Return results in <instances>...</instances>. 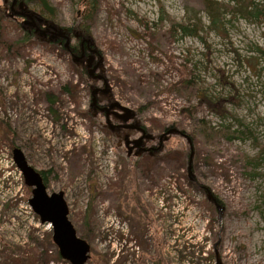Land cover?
Listing matches in <instances>:
<instances>
[{
  "label": "rangeland",
  "instance_id": "obj_1",
  "mask_svg": "<svg viewBox=\"0 0 264 264\" xmlns=\"http://www.w3.org/2000/svg\"><path fill=\"white\" fill-rule=\"evenodd\" d=\"M47 1L55 26L72 25L77 0ZM229 4L234 9L221 10L222 28L207 33L201 0H98L87 23L112 99L143 126L167 127L171 159L158 182L151 168L121 173L110 138L88 111L89 92L61 46L34 36L23 55L6 56L0 48V119L29 163L48 171L47 192L63 191L68 218L90 245L85 264H264V164L247 163L257 144L264 145V55L257 51L264 50V20ZM167 18L198 21L203 29L166 37ZM151 31H159L158 38ZM182 78L199 91L181 85ZM61 84L76 92L60 94ZM46 91L57 97L52 112ZM202 94L223 118L215 107L198 104ZM201 121L217 133L228 126L231 135L207 139L196 132ZM10 161L0 138V264L15 247L28 256L45 252L48 260L38 264H69L57 258L51 227L30 209L31 188ZM128 175L138 206L132 223L118 210V184Z\"/></svg>",
  "mask_w": 264,
  "mask_h": 264
},
{
  "label": "flooded vegetation",
  "instance_id": "obj_2",
  "mask_svg": "<svg viewBox=\"0 0 264 264\" xmlns=\"http://www.w3.org/2000/svg\"><path fill=\"white\" fill-rule=\"evenodd\" d=\"M2 2L7 8L5 12L9 14L8 16L13 19L19 18L20 22L23 24L25 16L17 14L20 10L18 7L19 1L2 0ZM33 20L35 22L34 25L32 22L31 25H23L27 32L35 34V36L43 42H50L61 46L62 49L70 55L71 63L73 62V70L76 75H79V79L82 84H85L89 92L88 111L95 122L101 125V129L110 138L111 144L114 146L117 164L122 170L121 173L125 172L124 174H126L127 172H138V170H142L144 174L149 168L154 170L156 165H158L160 169H162V166L164 167L167 165L171 159V147L168 143L171 136H168L167 127L155 128L152 126H143L137 120L135 112L121 108L119 104L112 99L105 77L101 72L97 71L100 59L96 58L98 61L95 60L94 57L98 54L92 51L93 48L91 43L87 40V35L84 36L81 35V33H74L72 30L63 27L64 33L56 35V32L54 33L50 28V21H47L46 18H42L40 21L35 18ZM27 27L30 29H27ZM78 43L79 47L76 49L75 47ZM5 144L8 145L11 156L13 148L19 147L11 138L9 142ZM20 149L27 163L31 165L23 149ZM35 169L40 172L42 178L46 179L48 171ZM164 173V176H166L167 172H165V170ZM132 177L133 176L128 175L121 179L118 184V210L121 217L125 215L128 216L126 220H129L131 223V220H134L132 217L136 209H138L134 198L135 193L134 190H132ZM151 179L155 182L153 177H151ZM143 214L144 213H141V215ZM142 221H146L145 216L142 217ZM153 239H155V237H153ZM120 260L122 262V257Z\"/></svg>",
  "mask_w": 264,
  "mask_h": 264
},
{
  "label": "trees",
  "instance_id": "obj_3",
  "mask_svg": "<svg viewBox=\"0 0 264 264\" xmlns=\"http://www.w3.org/2000/svg\"><path fill=\"white\" fill-rule=\"evenodd\" d=\"M18 6L21 3L22 7H25L27 11L33 12L34 14L41 16L40 14L46 13L47 21H50V16L53 14L52 7L48 3L47 0H18ZM30 2H35L40 7L37 12L31 10L29 7ZM203 5L207 8V14L209 23L206 26L205 32L211 31L212 29H221L223 26V18L221 14L222 9H227L229 11H232L234 8L232 5H230V2H233L235 4L241 5V10L246 14L250 15L253 18L262 19L264 20V0H227L226 2H219L217 0H201ZM78 7L80 9L79 12L77 11L74 18L72 25L65 27L68 30H72L74 33H81V35H88V22L94 17L98 10V0H77ZM249 8V9H247ZM5 12V10L0 9V48L1 53L5 54L6 56L15 57L17 55H23V52L21 50L24 49V47L27 44L31 43V40L35 36V34H30V32H27L25 28L23 27L22 22H20L19 18L13 19L12 17L8 16ZM161 17L159 20L161 21ZM168 19V18H167ZM169 25L168 28L165 29V31L162 32L163 36L166 37H174L175 34L179 33L180 36H192L198 33V31L203 29V26L200 22L194 21L192 24H189L188 22H177L173 19L167 20ZM50 23H53L50 21ZM9 28H12L14 30L13 33L15 35H9ZM27 29H30L27 27ZM151 31L152 36H155L158 38V33ZM6 37H3V36ZM37 37V36H36ZM39 39V38H37ZM40 40V39H39ZM43 42L42 40H40ZM47 43V42H43ZM78 45H76V49H78ZM257 51L264 55V50L257 48ZM73 61V60H72ZM73 63V62H72ZM73 68V65H72ZM180 84L183 85L185 88H188L189 91L196 90L199 91L198 88L191 83V79L182 78L180 80ZM194 85V86H193ZM75 90L72 91V89H69L66 84H61L59 87V93L60 94H69L72 95ZM43 99L49 104L48 109L52 112V106L56 104L57 97L55 94L52 93V91H46L42 94ZM198 104H204L208 108L215 107V111L219 114L220 117H224L223 114L219 110H217L216 104L215 106L211 103L210 98H208L206 95L202 94L200 97H198ZM192 108V107H191ZM196 108H194L193 111H195ZM189 110V109H188ZM186 109H182V112L186 113ZM199 128L196 130L198 134L204 135L207 139L210 136H215V134L223 133L222 135L226 138L231 135L228 129V126H223L222 131L216 132L213 130V128L206 125V122L201 121V124L199 123ZM10 130L7 127L6 122H4L3 119H0V138L2 139V142L8 143L10 140ZM258 152L256 157L248 158L247 163L252 166H257L258 164H264V145L257 144ZM164 169H160L158 165L154 167L153 171V178L155 179V182H158L161 177L164 176ZM45 182V178H43ZM80 237H84V235H80ZM29 244V243H28ZM27 245V243H25ZM3 252V251H1ZM10 256L5 255L2 264H38V262L42 261L43 259L45 262L48 260L47 257H45V252L40 253V255L36 256H28V254H24L23 248L15 247L14 249H10ZM37 251L35 250V253ZM40 257V258H39ZM118 257V256H117ZM57 258L60 259V256L57 254ZM62 260V259H61ZM120 262V260H117ZM101 264H109L108 259L100 260L99 263ZM41 263V262H40Z\"/></svg>",
  "mask_w": 264,
  "mask_h": 264
},
{
  "label": "water",
  "instance_id": "obj_4",
  "mask_svg": "<svg viewBox=\"0 0 264 264\" xmlns=\"http://www.w3.org/2000/svg\"><path fill=\"white\" fill-rule=\"evenodd\" d=\"M18 7L20 10L17 14L25 16L23 25H31V22L34 25V18L38 21L42 20V17L22 7L21 3ZM50 28L54 33L56 32V35L64 33L62 28L55 26L53 23H50ZM87 40L90 42L88 37ZM92 51H95V49ZM12 160L20 171L25 185L31 187V197L28 199L30 208L38 216L40 223H47L51 226V239L57 246L59 256L70 264H85L89 259L90 245L85 239L77 235L75 227L69 220L68 205L64 199L63 191L47 192V186L40 172L27 163L19 147L13 148ZM189 178H193L190 169ZM215 206L221 224V209L216 201Z\"/></svg>",
  "mask_w": 264,
  "mask_h": 264
},
{
  "label": "built area",
  "instance_id": "obj_5",
  "mask_svg": "<svg viewBox=\"0 0 264 264\" xmlns=\"http://www.w3.org/2000/svg\"><path fill=\"white\" fill-rule=\"evenodd\" d=\"M10 164L12 165V161H10Z\"/></svg>",
  "mask_w": 264,
  "mask_h": 264
}]
</instances>
